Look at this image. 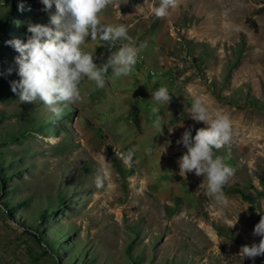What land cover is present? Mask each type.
<instances>
[{"label":"rangeland","instance_id":"rangeland-1","mask_svg":"<svg viewBox=\"0 0 264 264\" xmlns=\"http://www.w3.org/2000/svg\"><path fill=\"white\" fill-rule=\"evenodd\" d=\"M22 1L0 0V264H264L239 255L259 242L264 215V0H179L162 19L151 11L159 0H114L103 21L127 25L147 48L127 77L109 71L104 89L85 78L59 120L11 90L10 42L50 18L41 0ZM82 47L98 64L109 54L98 39ZM162 85L172 100L160 106L158 135L151 93ZM194 97L232 121L233 141L217 152L235 169L227 206L199 187L202 176L179 175L186 149L176 141L205 126L188 113ZM133 147L125 165L116 153ZM112 153L134 173L123 176Z\"/></svg>","mask_w":264,"mask_h":264},{"label":"clouds","instance_id":"clouds-1","mask_svg":"<svg viewBox=\"0 0 264 264\" xmlns=\"http://www.w3.org/2000/svg\"><path fill=\"white\" fill-rule=\"evenodd\" d=\"M44 10L50 13L48 24H29L31 35L27 42L10 43L19 52L16 59L18 80L11 82V90L17 93L20 103L40 101L59 120L65 110L82 98L81 84L87 78L97 89H104L108 73L114 77H127L137 64L140 55L147 48V42L137 43L129 35V28L123 23H106L101 13L113 5L114 0H41ZM179 6V0H159L151 11L158 19L166 18L170 10ZM54 7V11L53 10ZM22 10V6H21ZM103 42L109 49L106 60L96 63L95 52L85 51L89 39ZM11 72V70H9ZM156 103L152 108V128L158 135L164 134L165 121L160 106L169 105L172 100L166 86H160L151 93ZM191 118L205 126L195 130L185 129L176 141L186 151L179 157V175L188 173L203 177L200 188H205L218 205L227 206L229 199L224 188L234 176L235 169L226 163V157L217 152L230 145L234 130L230 115L217 111L210 113L204 100L194 97L188 109ZM183 127V124L180 126ZM173 128H168L171 133ZM56 143L55 139H50ZM137 149L116 153L125 165H131ZM106 159V158H105ZM108 176L107 164H102L95 176V186L103 189ZM206 181V185L204 183ZM238 219V218H237ZM236 222L232 225L235 226ZM253 235L261 237L259 242L241 246L239 255L249 259L264 256V215L255 225Z\"/></svg>","mask_w":264,"mask_h":264},{"label":"trees","instance_id":"trees-1","mask_svg":"<svg viewBox=\"0 0 264 264\" xmlns=\"http://www.w3.org/2000/svg\"><path fill=\"white\" fill-rule=\"evenodd\" d=\"M23 5L26 6V7H30V4L28 2V0H23L22 1ZM188 128H191L192 129V133L193 135H195V127L194 125H189ZM112 157H113V160H114V163L118 169V171L123 175V176H128V175H131L134 173V170L133 169H126L124 168L118 161V158L115 154L112 153ZM262 183L264 184V177H263V180H262Z\"/></svg>","mask_w":264,"mask_h":264}]
</instances>
